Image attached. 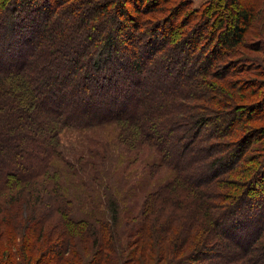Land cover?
Instances as JSON below:
<instances>
[{"label":"trees","instance_id":"16d2710c","mask_svg":"<svg viewBox=\"0 0 264 264\" xmlns=\"http://www.w3.org/2000/svg\"><path fill=\"white\" fill-rule=\"evenodd\" d=\"M0 264H264V0H0Z\"/></svg>","mask_w":264,"mask_h":264},{"label":"rangeland","instance_id":"374dc122","mask_svg":"<svg viewBox=\"0 0 264 264\" xmlns=\"http://www.w3.org/2000/svg\"><path fill=\"white\" fill-rule=\"evenodd\" d=\"M207 0H190L191 3V7H195V8H200L202 7L205 2ZM250 37V36H248ZM251 38V37H250ZM259 124H263V123H259ZM112 127V128H110ZM113 126H106L103 128H97L96 130H83V131H73V130H68V131H64L61 134V143H62V148L64 151H67L69 154L74 153L79 151L82 147H83V143L86 144L87 139L93 137L91 135H93L92 133H106L107 134H111L114 130ZM106 137V136H105ZM145 152V150H144ZM70 159L74 160V162H77L75 159H73V157H69Z\"/></svg>","mask_w":264,"mask_h":264}]
</instances>
